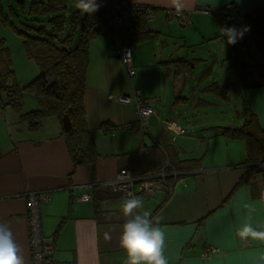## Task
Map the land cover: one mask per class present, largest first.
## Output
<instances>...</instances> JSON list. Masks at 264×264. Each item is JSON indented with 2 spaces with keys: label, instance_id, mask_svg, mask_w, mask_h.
I'll use <instances>...</instances> for the list:
<instances>
[{
  "label": "crops",
  "instance_id": "1",
  "mask_svg": "<svg viewBox=\"0 0 264 264\" xmlns=\"http://www.w3.org/2000/svg\"><path fill=\"white\" fill-rule=\"evenodd\" d=\"M133 1L155 9L146 22L154 36L133 44L137 75L127 78L109 34L101 31L89 41L84 109L98 153L93 169L73 165L63 125L55 116L41 118L36 128L29 124L24 114L39 108L35 96L24 94L22 108L0 96V223L10 226L25 264H30L26 194L50 191V201L40 210L42 233L54 245L58 261L125 264L119 245L128 219L121 211L123 199L109 193L97 200L92 187H106L122 167L136 174L161 168L169 172L183 161L192 173L150 198L138 196L144 207L137 211L162 217L168 264H264V241L237 235L244 224L264 231V165L239 184L249 166L246 142L219 133L226 124L240 126L246 114L264 129V51L252 45L246 31L251 54L245 59L250 70L244 86L231 67L232 44L219 34L218 24L225 13H253L251 18L264 30V0H179V7L173 0ZM169 58L187 61L190 70L175 76L172 66L163 63ZM227 76L234 85L225 88ZM134 88L155 109L145 135L136 126H124L136 118L135 108L116 99ZM167 121L184 132L172 140ZM105 122L111 132L100 128ZM85 192L91 195L87 201L79 198ZM208 247L217 250L203 256Z\"/></svg>",
  "mask_w": 264,
  "mask_h": 264
},
{
  "label": "trees",
  "instance_id": "2",
  "mask_svg": "<svg viewBox=\"0 0 264 264\" xmlns=\"http://www.w3.org/2000/svg\"><path fill=\"white\" fill-rule=\"evenodd\" d=\"M5 7L0 0V22L9 24L22 38L27 57L34 60L39 74L31 81L20 86L13 77V70L8 66L0 74V90L7 95V102L19 108L23 92L35 96L39 108L24 114L31 126L38 127L40 120L46 116H55L63 125V116L67 115L71 128L63 129L69 156L75 167H94L98 157L95 142L87 126L84 109L85 76L89 64V41L101 31L110 36L113 29L107 24L100 9L93 14L82 13L76 7V0H23ZM154 9V7H153ZM155 12V9H154ZM8 13L19 20L21 27H16ZM130 16V25L124 29V41L134 44L137 41L154 36L146 28L143 11H135ZM246 25L252 45L264 51V32L260 30L256 19L246 17L242 21L230 23L228 27ZM250 42L246 33L237 43L232 44L230 51L231 67L237 81L244 86L250 65ZM172 66L174 75L178 76L183 69L190 70V64L182 59H168L163 62ZM207 74V72H205ZM228 84V85H227ZM225 88L234 85L230 77L225 79ZM109 123H102L104 132H111ZM220 135L230 138H241L246 142V159L249 165L239 184L249 180L250 172L264 165V129L258 125L252 114H246L243 123L238 127H219ZM175 168L190 169L182 162L174 164ZM99 188V190H98ZM103 189V190H102ZM114 194L106 187H92L95 199Z\"/></svg>",
  "mask_w": 264,
  "mask_h": 264
},
{
  "label": "built area",
  "instance_id": "3",
  "mask_svg": "<svg viewBox=\"0 0 264 264\" xmlns=\"http://www.w3.org/2000/svg\"><path fill=\"white\" fill-rule=\"evenodd\" d=\"M96 2L100 5L99 9L105 17L107 24L113 29L111 38L118 45V59L124 66L127 78L130 79L137 75V70L132 62L133 45L124 41L123 31L130 25L131 12L143 11L145 20L149 21L155 15L154 9L150 5L137 3L133 0H96ZM201 12L205 14L211 13L208 9H202ZM177 14L181 15L183 20L188 21L186 14L182 15L181 12ZM246 17H253V13L240 14L229 12L223 14L218 21L219 34L223 35L220 30L221 28L228 27L230 23L242 21ZM116 99L122 104L133 105L135 108L136 118L124 126H136L142 135L147 134L148 121L155 114V109L145 100L142 91L139 88H134L128 94L117 95ZM166 128L172 131V140H174L176 135L184 132L183 127L174 121H167ZM167 166L171 165L167 163ZM192 172L193 170L191 169H179L172 166L169 172L161 168L156 172L136 174L130 167H122L113 178L105 183V186L112 193L122 197V199L129 194L150 198L162 187L171 189L175 181ZM79 198L87 201L91 198V195L85 192ZM50 199V191H30L26 194L30 264H76L58 261L55 258L54 245L43 237L40 210L41 206L49 202ZM216 250L215 248L208 247L203 251V256Z\"/></svg>",
  "mask_w": 264,
  "mask_h": 264
},
{
  "label": "clouds",
  "instance_id": "4",
  "mask_svg": "<svg viewBox=\"0 0 264 264\" xmlns=\"http://www.w3.org/2000/svg\"><path fill=\"white\" fill-rule=\"evenodd\" d=\"M173 2L179 7V0ZM76 7L82 13L91 15L100 5L96 0H76ZM220 30L228 44H235L249 29L238 30L233 26ZM143 207L142 199L135 195L129 194L123 198L121 211L128 219L122 225L119 245L126 253L125 264H168L164 255L165 233L160 226L162 217H153L150 211H137ZM237 235L245 241H264V231L257 230L251 224H244ZM0 264H25L22 249L6 223H0Z\"/></svg>",
  "mask_w": 264,
  "mask_h": 264
},
{
  "label": "rangeland",
  "instance_id": "5",
  "mask_svg": "<svg viewBox=\"0 0 264 264\" xmlns=\"http://www.w3.org/2000/svg\"><path fill=\"white\" fill-rule=\"evenodd\" d=\"M2 2L5 7L8 3L14 5V2L12 0H2ZM8 15L10 17V20L16 27H21V19L19 20L9 13ZM261 31L264 32V30ZM223 60L224 57L218 60V62L221 63L223 62ZM7 66L9 69L13 70V77L20 86L25 85L39 74L38 66L36 65L34 60L27 57L25 53L22 44V38L9 24L0 22V71L1 69L4 70ZM24 94H27V96L31 97L30 99H35L34 96L29 94L28 92H23L21 102L22 106L20 105L21 108L23 107V102L26 101ZM0 96L4 99H7L6 93L2 90H0ZM224 126L229 127V125L227 124Z\"/></svg>",
  "mask_w": 264,
  "mask_h": 264
},
{
  "label": "water",
  "instance_id": "6",
  "mask_svg": "<svg viewBox=\"0 0 264 264\" xmlns=\"http://www.w3.org/2000/svg\"><path fill=\"white\" fill-rule=\"evenodd\" d=\"M17 3L22 2L23 0H14ZM71 128L70 120L68 119L67 115L63 116V129L65 131L69 130Z\"/></svg>",
  "mask_w": 264,
  "mask_h": 264
}]
</instances>
